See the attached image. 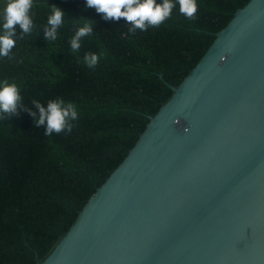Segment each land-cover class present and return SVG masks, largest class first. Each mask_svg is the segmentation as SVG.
Listing matches in <instances>:
<instances>
[{"label": "water", "instance_id": "obj_1", "mask_svg": "<svg viewBox=\"0 0 264 264\" xmlns=\"http://www.w3.org/2000/svg\"><path fill=\"white\" fill-rule=\"evenodd\" d=\"M171 88L41 264H264V0Z\"/></svg>", "mask_w": 264, "mask_h": 264}, {"label": "trees", "instance_id": "obj_2", "mask_svg": "<svg viewBox=\"0 0 264 264\" xmlns=\"http://www.w3.org/2000/svg\"><path fill=\"white\" fill-rule=\"evenodd\" d=\"M7 0H0L2 13ZM161 0H157L160 3ZM196 19L173 9L159 27L129 34L130 25L105 20L86 0H33L34 27L8 57L0 56V84L15 83L18 114L0 118V264H41L75 225L80 212L127 158L152 116L193 71L217 34L249 0H196ZM55 5L65 15L57 39L44 30ZM90 20V21H88ZM90 22L93 33L73 53L70 40ZM0 15V34H2ZM85 53L100 59L94 68ZM71 102V133L45 135L24 108L31 101Z\"/></svg>", "mask_w": 264, "mask_h": 264}, {"label": "clouds", "instance_id": "obj_3", "mask_svg": "<svg viewBox=\"0 0 264 264\" xmlns=\"http://www.w3.org/2000/svg\"><path fill=\"white\" fill-rule=\"evenodd\" d=\"M179 4V11L189 20L196 19L198 4L196 0H86L87 8H95L96 12L103 14L105 20L119 21L121 18L130 25L129 34L134 35L137 30L147 31L149 27H159L167 19L171 18L173 9ZM33 0H7L2 13V34H0V56H10L16 43V27L21 29L20 38L30 34L34 24L31 18ZM51 15L48 18V26L44 30L46 41L57 39V29L63 24L65 13L55 5H49ZM90 21V20H88ZM93 33L90 22L77 28L70 40L73 53L81 48V39ZM100 57L95 53H85L83 60L89 68H94ZM23 97L15 83L4 80L0 84V118L7 119L11 115L18 114V108L22 107ZM38 110L37 113L24 108L33 117L37 127L44 126L45 135L71 133L72 121L78 118V112L71 102H65L57 98L47 102L45 107L39 101H31Z\"/></svg>", "mask_w": 264, "mask_h": 264}]
</instances>
